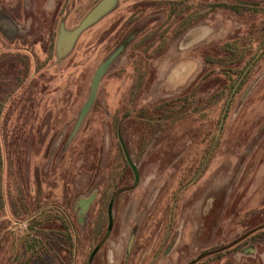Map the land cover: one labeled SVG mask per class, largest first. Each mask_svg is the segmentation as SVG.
I'll return each mask as SVG.
<instances>
[{"label":"rangeland","instance_id":"374dc122","mask_svg":"<svg viewBox=\"0 0 264 264\" xmlns=\"http://www.w3.org/2000/svg\"><path fill=\"white\" fill-rule=\"evenodd\" d=\"M98 1L0 0V264H264V0H118L58 58Z\"/></svg>","mask_w":264,"mask_h":264},{"label":"water","instance_id":"95a60500","mask_svg":"<svg viewBox=\"0 0 264 264\" xmlns=\"http://www.w3.org/2000/svg\"><path fill=\"white\" fill-rule=\"evenodd\" d=\"M117 1L118 0H99L90 9V11L84 15V17L79 21V23L72 29H65L63 25H61L57 34L56 44H55L57 57L61 58L66 56L72 50L75 42L77 41L78 37L82 34V32H84L87 28H89L90 26L98 22L101 18H103L106 14H108L116 6ZM100 76H101V70H97L94 78L92 79L88 98L81 110L80 118L84 116L87 109L90 107V105L94 100V96L96 93V88ZM121 145L124 150L125 157L133 170L135 179H137L138 178L137 168L130 159L126 151V148L124 146V143L122 141H121ZM111 225H112V217L110 215V208H109L108 230L111 229Z\"/></svg>","mask_w":264,"mask_h":264},{"label":"flooded vegetation","instance_id":"af4514ba","mask_svg":"<svg viewBox=\"0 0 264 264\" xmlns=\"http://www.w3.org/2000/svg\"><path fill=\"white\" fill-rule=\"evenodd\" d=\"M102 19V18H101ZM196 23V22H195ZM171 24V23H170ZM169 24V25H170ZM94 25V24H93ZM196 25V24H195ZM194 26V24H187V25H183L181 28H178L175 32H174V35L176 36L174 39H177L178 41H177V43L179 44V42L181 41V38L183 37V35L189 30V29H191L192 27ZM91 27V26H90ZM88 29V28H87ZM83 33V32H82ZM80 37V36H79ZM79 37H78V39H79ZM78 39H77V41H78ZM131 38H126V39H124L118 46H117V48H115V50L112 52V53H110L109 55H108V57L106 58V60L105 61H103L102 63H101V65L98 67V69L97 70H101V76H100V78H99V82H98V85H97V88H96V92H97V89H98V86H99V83H100V81H101V79H102V77L105 75V73H106V71L109 69V67L111 66V64L118 58V57H120V56H122L123 55V53L126 51H128V49L130 50V48H131V46H132V40H130ZM134 40H136V39H134ZM142 40V39H141ZM143 40H144V38H143ZM76 41V42H77ZM137 41V40H136ZM76 42H75V44H76ZM159 43H158V45H156V46H152V48H151V52H157V54L156 55H154V57L153 58H155L156 56H161V55H163L164 54V51L166 52V50L167 49H165L164 50V48H165V46L166 45H168V43H167V40H160V41H158ZM167 43V44H166ZM74 44V45H75ZM134 47H135V44H134ZM168 48V47H167ZM142 50H144V51H146L147 52V48H146V45L144 46V49H142ZM141 50V51H142ZM149 50V49H148ZM184 52H183V55H181V52H178L176 55H175V57H177V60H182V59H187V58H190V59H194V60H197L198 58H200V57H197L196 56V54H194V53H191V50H183ZM151 59V58H150ZM206 59V57H204V60ZM138 65H140V64H138ZM97 72V71H96ZM95 72V73H96ZM94 76H95V74H94ZM94 76H93V78H94ZM183 76H186V75H184L183 74ZM145 77L146 76H142V73H141V75H140V77H139V79L137 80V79H135V81L133 80V85L134 86H132L131 87V92H135V93H137V92H139L140 90H141V88H142V85H143V80H145ZM92 78V79H93ZM131 81H132V78H131ZM171 83H169V84H175L174 82L175 81H170ZM91 83H92V81H91ZM170 86H172V85H170ZM90 87H91V85H90ZM174 87V86H173ZM172 87V88H173ZM90 92V91H89ZM95 95H96V93H95ZM94 99H95V96H94ZM94 101V100H93ZM92 106H93V102H92V104L90 105V107L87 109V111H86V113L84 114V116L82 117V118H80V115H81V111H80V113L77 115V118H76V122H75V126H76V131H77V129H78V127H79V125L84 121V118L88 115V113H89V111L91 110V108H92ZM16 111L18 112V109H16ZM13 112H15V110L13 111ZM118 139H119V143H120V147H121V150H122V152H123V155H124V158H125V161L127 162V164H128V166L130 167V169H131V171H132V173H133V170H132V168H131V166L129 165V163H128V161H127V159H126V157H125V153H124V150H123V148H122V145H121V141L123 142V140H122V138L121 137H118ZM126 148V147H125ZM127 151V150H126ZM128 153V152H127ZM129 155V154H128ZM129 157H130V155H129ZM130 159H131V157H130ZM132 160V159H131ZM133 162V161H132ZM134 163V162H133ZM136 166V165H135ZM137 168V167H136ZM137 171H138V169H137ZM133 175H134V173H133ZM138 178H139V173H138ZM138 178L137 179H135V176H134V181L137 183V181H138ZM134 185H135V183H134ZM109 208H110V215H111V217H112V212H111V208H112V201H110L109 203H108V207H107V218H108V221H109ZM111 228H112V225H111ZM110 230L111 229H109L108 230V226H107V233H109L110 232ZM105 239H106V237H104V238H102L101 239V242L100 243H98V245L96 246V248H94L93 249V251H92V253H91V255H90V259H92V257H94V255H95V253H96V251H97V249H99V245H101L103 242H105Z\"/></svg>","mask_w":264,"mask_h":264},{"label":"trees","instance_id":"16d2710c","mask_svg":"<svg viewBox=\"0 0 264 264\" xmlns=\"http://www.w3.org/2000/svg\"><path fill=\"white\" fill-rule=\"evenodd\" d=\"M243 70H245V69L243 68V69H241V70H238L237 72H239V74H240V73H243V72H244ZM228 78H229V80H228L226 86H227V88L230 89V91H232V90L234 89L236 83H238L239 80H238V77H235V78H230V77H228ZM242 82H243V80H242ZM239 84H240V83H239ZM242 85H243V83L240 84V85H238L237 88H240ZM237 88H236V89H237ZM236 91H237V90H236ZM42 220H43L42 218L39 219V217H37V218H35L34 221H32V224L30 223L29 225H30V226L33 225L34 227H37V226L40 227L41 224L43 223ZM61 225H62V227H63L64 229H66V231L68 232L66 236H67V239H68L69 243H71V235H70L71 226H70V224H69V222H68V219H66V218L64 217V219H62V221H61ZM31 227H32V226H31ZM69 253H71V251H69Z\"/></svg>","mask_w":264,"mask_h":264}]
</instances>
